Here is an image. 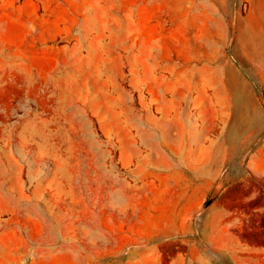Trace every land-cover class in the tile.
<instances>
[{"label":"rangeland","instance_id":"374dc122","mask_svg":"<svg viewBox=\"0 0 264 264\" xmlns=\"http://www.w3.org/2000/svg\"><path fill=\"white\" fill-rule=\"evenodd\" d=\"M264 0H0V264H264Z\"/></svg>","mask_w":264,"mask_h":264},{"label":"crops","instance_id":"0c3cea01","mask_svg":"<svg viewBox=\"0 0 264 264\" xmlns=\"http://www.w3.org/2000/svg\"><path fill=\"white\" fill-rule=\"evenodd\" d=\"M258 1V0H257ZM261 12L263 11V16H264V5H263V8H260Z\"/></svg>","mask_w":264,"mask_h":264}]
</instances>
